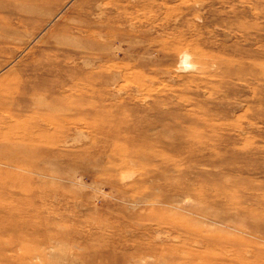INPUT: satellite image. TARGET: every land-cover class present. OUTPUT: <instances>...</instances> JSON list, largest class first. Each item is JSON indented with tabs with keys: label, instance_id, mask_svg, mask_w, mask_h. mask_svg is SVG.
<instances>
[{
	"label": "rangeland",
	"instance_id": "obj_1",
	"mask_svg": "<svg viewBox=\"0 0 264 264\" xmlns=\"http://www.w3.org/2000/svg\"><path fill=\"white\" fill-rule=\"evenodd\" d=\"M128 3L95 68L93 0H0V100L71 67L0 105V264H264V0Z\"/></svg>",
	"mask_w": 264,
	"mask_h": 264
},
{
	"label": "bare ground",
	"instance_id": "obj_2",
	"mask_svg": "<svg viewBox=\"0 0 264 264\" xmlns=\"http://www.w3.org/2000/svg\"><path fill=\"white\" fill-rule=\"evenodd\" d=\"M128 1L129 0H93V2L96 3V6L93 5V7H89V9H83L81 7L76 14L78 18H81V23L78 25H71L66 28L64 27V31H82L85 37L83 35L81 36L84 37V40H80L81 45H78V42L77 44L71 43L70 45H72L73 48L62 51V55H64V57L70 56L73 58L74 56L75 58L77 56L83 57V59L89 60V63L95 68L98 67L99 59H101V54L92 52L93 50H95L94 47L96 46V43L91 41L97 38H103L107 35L112 36L113 33L108 29H106L105 32L100 31L98 33L92 31L91 27L89 26V17L95 15L97 20L95 22L103 26V16L107 13L114 11L115 13H117L119 18L120 16L125 15L127 13V10L130 9V7H133L128 6ZM126 2L127 4H125ZM133 2H136V0H133ZM30 11L31 10L22 9V12L24 14H31L32 12ZM185 62L186 59H184V63ZM63 63L64 64H61L59 61H54V63L41 62V64L35 66L34 69H31V72L29 74L20 73L17 77H14L9 83H6L5 90L2 95V100H0V105L7 106L8 109L12 111V116H15L19 119L20 117H22L23 112L30 110V102L38 92L37 87L43 85V82L48 81V79L62 76L65 72H69V70H71V67H67L68 63H66L65 61ZM186 68H188V66Z\"/></svg>",
	"mask_w": 264,
	"mask_h": 264
}]
</instances>
